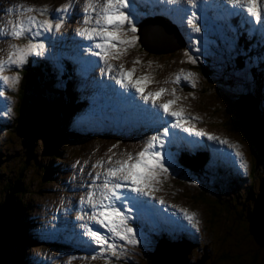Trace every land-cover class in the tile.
Here are the masks:
<instances>
[{"label":"rangeland","instance_id":"obj_1","mask_svg":"<svg viewBox=\"0 0 264 264\" xmlns=\"http://www.w3.org/2000/svg\"><path fill=\"white\" fill-rule=\"evenodd\" d=\"M137 1L142 2L132 0L129 11L137 18L138 25L145 17L153 15L156 8L143 13L140 10L142 5L138 6ZM223 1L222 9L226 12L229 6L227 0ZM212 2L196 0L193 9L187 0H182L179 7L186 11H174L173 19L181 20L174 19L187 37L188 44L185 43L184 49L154 56L145 52L138 42L110 63L117 69L121 65L125 70L134 68V79L149 76L152 83L146 87L145 94L166 89L157 104L175 100L173 110L183 109L186 116L197 118L192 121L196 132L211 133L239 144L248 164L247 171L239 168V160L226 147L219 149L218 145L204 137L170 129L172 143L166 146L165 151L177 154L174 170L170 168L169 174L161 177L160 190L155 193L156 197L165 201V205L157 203L155 209L158 211L148 212L142 220L133 221L132 227L138 229L140 243L133 246L117 241L123 244V253L118 258H111V264H150L149 255L156 253L160 244L169 247L185 241L196 246L188 253V264H264V238L254 232L264 209V153L259 154L246 132L240 130V117L235 107V100L248 94L256 99L260 117L263 118L264 78L260 82L254 78L251 59L242 61L244 69L238 67L235 57L240 56V51L235 47L237 40L232 34L238 32L239 23L220 20L224 19V15L218 18L220 9L213 10L210 5L208 8L207 4ZM147 3L146 8L153 6L150 1ZM19 4L37 9L46 7L53 10V16L56 15V8L73 5L58 32L44 33L33 41L45 43V53L29 60H39L37 65L46 61L52 70H57L54 72L56 76L65 71V64H75L72 82L78 96L76 103L80 107L65 117L60 113L62 109L57 108L49 98L50 124L46 125L45 121L36 138H27L20 131L25 116L18 120L16 107L23 70L28 63L20 69L5 72L9 76L19 75L20 80L14 91H5V97L11 98L10 112L7 111L6 101L0 98V203L5 206L14 204V209L8 213L13 222H17L15 204H21L18 215L21 219L26 218L32 234L41 243L24 246L17 240L14 245L1 240L0 264H20L17 262L18 255L30 260L31 264H68L70 259L71 264H105L102 258L91 259L96 250L84 243L85 238L80 235L83 230L79 225L87 220V216L85 220H76L77 215L84 214L81 212L84 207L80 204L81 198L86 197L87 186L93 183L97 173L100 174L97 183H101L106 169L118 166V162L126 160L129 154L135 156L143 149L145 140L160 131L162 126L144 122V114L136 105L151 108V101L145 103L139 96L131 101L128 90L113 79L117 73L109 72L99 57L91 54L90 42L76 35L75 30L91 27V24L80 22L84 0H0V26L6 25L9 19H17L15 6ZM212 4L216 5V2ZM167 6L164 8L169 9L170 6ZM9 7L14 9L11 14L6 12ZM193 10L200 17L202 31L199 34L192 33L186 23V16ZM31 15L39 20L50 19L48 15ZM213 15L217 17L213 19ZM239 17L245 27L247 19ZM251 26L255 27V31L259 29L260 42H264L260 26L255 23ZM190 37L200 43L192 45ZM8 42L7 39L0 40V56L5 58ZM10 42L23 45L27 41ZM185 51L197 58L196 65L199 63L210 69L209 78L192 68L196 65L188 62ZM181 70L193 73L195 87L191 83L173 82ZM56 82L54 88L65 90V83ZM58 121L63 122V126L66 124L70 131H79L89 137L68 141L54 137L53 130L59 128ZM182 148L194 153L209 152L218 164L208 165L207 176L195 175L178 162ZM56 153L59 156H55ZM179 208L196 213L200 221L197 226L199 231L173 214ZM133 215H136L135 211ZM140 229L142 232H139ZM185 235L192 238L181 239ZM75 244L79 253L72 248Z\"/></svg>","mask_w":264,"mask_h":264},{"label":"snow or ice","instance_id":"obj_2","mask_svg":"<svg viewBox=\"0 0 264 264\" xmlns=\"http://www.w3.org/2000/svg\"><path fill=\"white\" fill-rule=\"evenodd\" d=\"M159 2L176 6L165 9V12L186 11L179 7L182 0H159ZM187 4L194 9L196 0H187ZM227 5L230 14L244 16L249 23L259 25L261 37L264 39V0H227ZM131 6L132 0H84L80 22L84 25L91 24V27H81L75 30L77 36L90 42L88 47L92 49L91 54L99 57L109 72L117 73L113 79L116 84L128 90L131 101L135 100V96H139L145 103L151 101V108L136 105L144 114V122L159 123L162 126L160 131L145 140L143 149L135 156L129 154L126 160L118 162V166L106 169L101 183H97L100 180V174L97 173L93 183L87 186L86 197L81 198L80 204L84 206L81 212L84 214L77 215L76 220H85V216L87 220L79 225L83 230L80 235L85 238L84 243L96 250L91 259L102 258L105 264H111V258H118L123 253V244H118L117 241L133 246L140 243L137 238L138 229L132 227L134 220H142L146 213L158 211L155 209L157 203L165 205V201L156 197L155 193L160 190L161 177L168 175L170 168L174 170L177 154L170 150L165 151L166 146L172 143L169 139L173 135L170 129H180L189 135L204 137L207 141L218 145L219 149L226 147L239 160L240 169L246 172L248 168L239 144L230 143L227 139H221L211 133L196 132L192 121L197 118L186 116L183 109L173 110L175 100L157 104V100L166 92V89L161 88L159 91L145 94L146 87L152 83L149 76L134 79V68L125 70L121 65L117 69L110 63V61L119 59L129 47L136 45L139 41L137 18L129 11ZM15 8L18 11L17 19H9L6 25L0 26V40L9 41L6 58L0 56V98L6 101L8 112L11 111V98L5 97V91H14L20 77L19 75H5V72L13 68H22L28 63L30 57L43 56L45 43L33 41L44 33H52L54 30L58 32L63 27L73 5L65 4L56 8L55 16L52 15L53 10L46 7L37 9L33 6L19 4ZM13 11L12 7L6 10L8 14ZM32 13L48 15L50 19L39 20L37 16L31 15ZM199 21L200 17L195 10L186 16V23L192 33H201L202 27ZM21 39L27 42L23 45L10 42ZM190 42L192 45L200 43L199 40L191 37ZM196 50L199 51L198 48ZM184 55L190 64H197V58L190 55L188 51H185ZM135 63H140V61H135ZM173 82L191 83L195 87L193 73L183 70L177 74ZM172 94L175 95V90ZM166 207L175 208L173 205H166ZM173 214L186 220L192 228L199 231L197 226L200 221L196 218L195 212L179 208ZM139 232H142V229ZM83 259H88V257ZM68 264H71V259Z\"/></svg>","mask_w":264,"mask_h":264},{"label":"trees","instance_id":"obj_3","mask_svg":"<svg viewBox=\"0 0 264 264\" xmlns=\"http://www.w3.org/2000/svg\"><path fill=\"white\" fill-rule=\"evenodd\" d=\"M156 3L157 5H155L154 8L150 9V10H154L156 8L153 15L157 14L158 12H164L165 10L164 7H168L167 5L160 3L159 0H156ZM137 4L138 6L142 5L140 6L141 12L143 13L149 12L148 9L149 7L146 8L147 7L146 3H144L143 1L142 2L137 1ZM174 19L179 22L181 21L180 19H176V18ZM174 19L172 20L175 21ZM240 23L243 25L242 21H240ZM250 30L251 29L249 27L246 28L244 27L243 30L241 29L239 31L241 33V38H240V42L238 41L237 47L239 48L240 56L235 57V62L237 60L238 67L240 69H244V63L242 61L244 59L246 60L251 59V61H253L252 62L253 67L251 71L255 75L254 78L258 82H260L261 79L264 78V45L259 42L258 36L256 37V35L250 34L251 32ZM37 62H39V60H35L34 58L33 60L30 59L28 64L26 65V68L23 70V76H22V81L20 84L19 95H18L19 102L16 107L17 119L18 120L19 118L22 119L23 115L26 117V114L29 111L32 103L38 97H46L48 102H49V98H52V101L57 105V108L62 109L60 111L61 115L65 117H69L71 113L75 111V109L80 107V104L76 103L78 96L74 91L75 90L74 84L72 82V79L75 78V74L73 72L75 69L74 64L73 63L65 64L64 66L65 71L62 72V74H60L59 76H56L54 72H56L57 70L55 69L52 70V67H50L46 61H42L41 65H37ZM192 68L196 69L201 74H203L205 78L210 77L209 75L210 69L207 70V67H205L206 68L205 69L201 64L198 63V65L192 66ZM56 80L58 81V83H65L66 85L65 90L60 91L54 88V86L57 83ZM52 108L53 110H55L54 107ZM50 122H51V114H48V117L46 119V123H47L46 125H49ZM58 122H59V128L56 131L53 130V136L54 137L58 136V139H61L62 141L80 140L82 137H83L82 139H84V136L89 137L88 134L79 131H70L69 130L70 128H67L66 124L63 126V122L60 121ZM240 130L244 131L241 128ZM55 156H59V154L56 153ZM215 160L216 159L214 158L208 157V153L194 154L185 149L181 150L180 156L178 158V162L183 168L194 173L195 175H201V176L208 175V173L206 172V168L210 163H216ZM20 205L21 204H15V208L17 210L15 217L17 219V222H13L14 219H12L11 215H9L8 213L9 211H12L14 209V204L10 203L5 206L4 204L0 203V206L4 212V232L1 240L5 241L8 244H13V245L17 243L16 242L17 240L18 244L21 245L23 244L24 246L26 245L37 246L41 243V241H39L38 238L34 237V234H32L31 228L27 224L26 218L21 219L20 218L21 216L18 215L20 211ZM263 210L264 209H262V211ZM191 238L192 237L190 236H186V237L183 236V238L181 237V239H186V240H190ZM73 247L72 248L74 249V252L76 253L80 252L77 244H75ZM25 260L26 259L23 256L21 255L17 256V262L19 261L20 264H31L30 260H26V261ZM149 263L151 264V261H149Z\"/></svg>","mask_w":264,"mask_h":264},{"label":"water","instance_id":"obj_4","mask_svg":"<svg viewBox=\"0 0 264 264\" xmlns=\"http://www.w3.org/2000/svg\"><path fill=\"white\" fill-rule=\"evenodd\" d=\"M139 44L145 52L154 56L173 54L185 48V38L179 28L164 17L148 18L138 25ZM235 107L240 117L238 124L246 132L259 154L264 153V117H260L256 99L249 95L235 100ZM50 111L46 97H38L26 114L21 133L27 138H36ZM259 216L254 232L264 238V210ZM4 232V212L0 206V241ZM160 244L156 253L150 254L151 264H188V253L196 246L185 243H175L169 247ZM188 248V250H187ZM208 257L206 258V260ZM164 262V263H163Z\"/></svg>","mask_w":264,"mask_h":264},{"label":"bare ground","instance_id":"obj_5","mask_svg":"<svg viewBox=\"0 0 264 264\" xmlns=\"http://www.w3.org/2000/svg\"><path fill=\"white\" fill-rule=\"evenodd\" d=\"M253 87V86H252ZM248 95V94H247ZM45 96V95H44Z\"/></svg>","mask_w":264,"mask_h":264}]
</instances>
